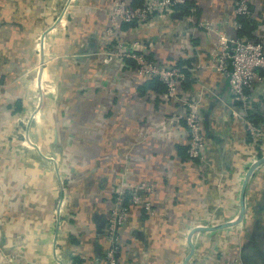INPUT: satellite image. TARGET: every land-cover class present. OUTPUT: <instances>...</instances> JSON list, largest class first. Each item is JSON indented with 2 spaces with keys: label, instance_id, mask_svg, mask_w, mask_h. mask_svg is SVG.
<instances>
[{
  "label": "crops",
  "instance_id": "1",
  "mask_svg": "<svg viewBox=\"0 0 264 264\" xmlns=\"http://www.w3.org/2000/svg\"><path fill=\"white\" fill-rule=\"evenodd\" d=\"M235 1L187 0L117 31L187 74L173 97L132 60L104 58L111 0H0V264H106L113 189L144 180L155 186L154 213L128 206L121 264H184L190 244L186 264H264V163L247 183L243 218L217 227L237 217L244 177L264 156V84L249 92L247 113L263 129L254 141L214 65L220 31L264 47V0H248L249 19L237 17ZM182 99L203 119L202 160L186 155ZM199 225L212 229L192 233Z\"/></svg>",
  "mask_w": 264,
  "mask_h": 264
},
{
  "label": "built area",
  "instance_id": "2",
  "mask_svg": "<svg viewBox=\"0 0 264 264\" xmlns=\"http://www.w3.org/2000/svg\"><path fill=\"white\" fill-rule=\"evenodd\" d=\"M187 4V0H140L131 5L126 0H111L108 10V27L106 36L111 46L104 52L105 59H119L122 64L132 60L138 74L150 76L161 81L166 88V96L182 92V85L188 80L187 74L177 65L162 66L150 60L146 53L136 48L137 41H127L117 31L123 25L141 27L153 22L161 15L177 13ZM248 0H236L234 12L237 17L249 19L252 15ZM238 29H242L239 20L234 21ZM214 65L218 72L228 79L229 90L233 101L240 103L244 112L237 114L242 120L244 130L254 141L262 137V127L248 115L251 109L249 92L264 84V47L261 42L248 38L243 34L228 35L220 31L213 43ZM182 94V93H181ZM185 108L186 155L190 160L204 157L206 140L203 119L195 101L182 99ZM154 183L140 181L138 183H119L112 192V203L107 213L105 226L106 264H121L119 253L121 246L120 229L128 215V206L138 205L148 214H153L148 199L154 191ZM228 264H240L238 259H231Z\"/></svg>",
  "mask_w": 264,
  "mask_h": 264
},
{
  "label": "water",
  "instance_id": "3",
  "mask_svg": "<svg viewBox=\"0 0 264 264\" xmlns=\"http://www.w3.org/2000/svg\"><path fill=\"white\" fill-rule=\"evenodd\" d=\"M262 163H264V156L260 157L259 159H257L255 162H253L245 177H244V181L242 183V186H241V191H240V210H239V213L237 215V217L231 221V222H228V223H224V224H221L217 227H226V226H229V225H232V224H235V223H238L244 216V213H245V192H246V186H247V183L249 181V178L251 177L253 171L258 167L260 166ZM200 229H212V227H208V226H204V225H199L198 227H195L193 230H192V233L196 230H200ZM191 245V251L189 253V255L187 256L184 264H186V261L187 259L189 258V256L191 255V252L193 251V245Z\"/></svg>",
  "mask_w": 264,
  "mask_h": 264
},
{
  "label": "rangeland",
  "instance_id": "4",
  "mask_svg": "<svg viewBox=\"0 0 264 264\" xmlns=\"http://www.w3.org/2000/svg\"><path fill=\"white\" fill-rule=\"evenodd\" d=\"M40 67H41V64H38V65L35 67V69H33V71H32V77H33V76H36V73H37V71L39 70ZM32 80H33V79H32ZM32 80L28 81V82H29V86H27L28 94H33V93H35V90H37V87L34 85V83H33ZM30 101H31L32 107L34 108V107H36L35 105H38V102H39L40 100H39L38 95H36V96H31V97H30ZM33 108H32V109H33ZM29 114H30V113H29ZM34 114H36V109H35V111H33L32 115H34ZM21 117H22V118H19V119H22V121L25 120V119H27V118H28V117H27V113H24V115H22ZM14 131H15V130H14ZM14 131H13V133H15Z\"/></svg>",
  "mask_w": 264,
  "mask_h": 264
},
{
  "label": "trees",
  "instance_id": "5",
  "mask_svg": "<svg viewBox=\"0 0 264 264\" xmlns=\"http://www.w3.org/2000/svg\"><path fill=\"white\" fill-rule=\"evenodd\" d=\"M245 22V21H244ZM253 119V118H252ZM254 122H256L254 119H253Z\"/></svg>",
  "mask_w": 264,
  "mask_h": 264
}]
</instances>
